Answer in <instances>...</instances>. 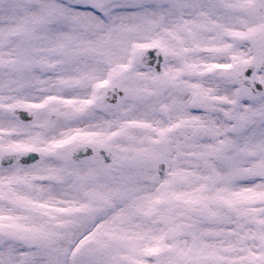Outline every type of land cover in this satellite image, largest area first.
I'll return each mask as SVG.
<instances>
[{
	"label": "snow or ice",
	"instance_id": "obj_1",
	"mask_svg": "<svg viewBox=\"0 0 264 264\" xmlns=\"http://www.w3.org/2000/svg\"><path fill=\"white\" fill-rule=\"evenodd\" d=\"M0 264H264V0H0Z\"/></svg>",
	"mask_w": 264,
	"mask_h": 264
}]
</instances>
